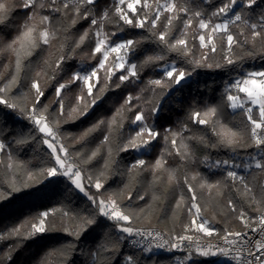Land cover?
I'll use <instances>...</instances> for the list:
<instances>
[{"label": "snow or ice", "instance_id": "1", "mask_svg": "<svg viewBox=\"0 0 264 264\" xmlns=\"http://www.w3.org/2000/svg\"><path fill=\"white\" fill-rule=\"evenodd\" d=\"M95 4L96 0H19V7L31 9V11L27 21L21 25L20 31L10 41L7 43L0 41V54L7 52L15 58L11 75L0 83V108L19 113L32 125L34 134L28 136L21 134L18 139L12 141L13 143L28 144L35 139V134H40V143L47 149L49 165L40 169L38 173L27 170L24 162L13 158L9 145L4 139H0V165H4L11 173L9 191H0V200L8 199L11 194L31 187L33 177L36 175L44 179L65 178L71 190L83 194L95 207V215L70 214L69 211L61 208L59 210L61 215L71 218L75 223L74 228L64 227L62 231L79 240L90 228L99 226L98 216L112 222L111 226L122 234L111 246L107 242L99 244L93 253L94 260L102 252L113 251L121 240L128 237H147L150 238L148 244L143 246V250L147 252H151L153 247L164 249L167 245L169 251H185L188 261H191L195 254L202 257L218 254L230 256L231 254V259L236 264H264V206H262L264 181L259 184L258 198L249 180L240 171L243 169L251 174V171L256 169L264 173V70L245 71L236 76L232 83L225 87L220 105H207L202 110L193 109L189 113L188 119L192 124L207 126V130L215 137L212 141L203 135L185 136V132H190L187 124H183L179 131L165 129V132L161 134L149 126L143 108L136 112L131 120V123L138 125V128L133 135L119 144L117 152H128L130 149L139 152L142 148L146 149L157 137L165 141L166 147L155 163L147 167L144 159H138L130 164L129 173L139 174L150 170L153 185L160 183L163 174L167 173L168 185L182 183L188 193L187 202L185 196L180 195L174 207L176 209L183 207L190 221L184 225L181 234H174L169 239L165 238L168 236L167 233L135 226L136 221L142 218L147 219L144 213L151 207L150 204L146 202L143 207L133 210L122 203L120 193H108L105 189L106 172L112 156L110 136L117 126L123 127V112L133 111L140 106L139 103L132 104L133 100L140 101V95H128L124 104L117 109L109 121L100 120L86 129L80 137L75 138L77 142L82 141L106 124L107 134L104 135L100 144L86 155L82 150L72 151L71 146L64 142V137L60 133L61 122H67L73 117L78 119L86 116L106 90L111 87L120 88L125 82L133 79L138 80L140 69L164 61L168 52L176 53L184 59L185 63L191 65V68L178 67L175 62L165 63L160 66L161 78L149 80L147 88L141 89V92H155L159 88L166 93L177 85L185 87L191 83L189 78L197 68H223L236 65L246 56H254L257 40L264 43V12L255 19L251 14H254L256 7L264 6V0H223V3L210 13L190 9L187 6V0H115V4L110 9H104L99 17L94 11ZM15 8L16 0H12L11 3L9 0H0V27L8 26L12 19L11 13ZM45 12L48 14H44ZM246 12L249 15H246ZM53 14L59 15L53 16ZM90 16L89 28L74 42L70 52H74L76 48L83 45L89 39V32H91V38L95 43L92 58L95 59L96 54H100L101 59L91 70L83 73L74 72L66 82L58 83L55 88L57 110L54 113L50 112L47 104H41L44 90L37 78H31L28 84L33 97L30 105L23 103V94L12 95V89L19 88L21 73L27 69L24 61L31 57L37 48L50 46L54 40H57L62 27L67 31L79 20L88 19ZM37 17H39L38 22ZM194 19L195 29L192 27ZM65 21H67L66 25ZM174 21H180L178 31L174 28ZM106 23L114 24L117 31H123L125 26L144 29L150 33L157 44L162 46L164 54L145 56L139 67L136 63H129L127 59L129 54H134L142 41L129 39L113 42L111 36H115L116 32H105ZM218 52L222 56L223 63L210 60V55L214 56ZM112 54L115 56L106 67ZM68 58L70 57L60 55L54 64L49 65L53 69L51 76H48L47 72L43 74L50 79H55L56 72L62 71L61 64ZM44 63L48 64L47 61ZM101 70H104L103 83L98 75ZM117 71L121 74L116 77L118 82H113L112 77ZM41 75V71H36L35 77ZM0 79L3 77L0 76ZM77 81H80L83 86L81 94L69 104L66 112L65 89L70 88L71 84ZM97 84H100L99 88H96ZM94 89H96V95H93ZM145 103L151 104V100L146 99ZM224 107L242 118V127L229 126L221 120L220 113ZM158 108V104L153 105L148 110V115L157 112ZM11 135L15 134L11 133ZM192 141H195L197 147L208 150L224 148L235 155L251 148L256 149L257 154L256 156L249 154L247 161L211 160L209 156H205L200 162L209 168L223 169V180L209 182L199 172L191 175L185 172L182 177H178L179 167H166L167 157L173 154L179 157L181 166L194 162L195 150L190 144ZM102 148L106 157L103 159L102 170L96 173L89 172L86 166L101 154ZM4 157H7L6 161ZM21 170H23L24 179L17 182ZM228 188L235 191L242 198L241 202L247 204L250 210L256 211L257 215L249 217L243 207L238 210L236 204L229 199L227 206L231 212L237 214L236 218L242 223L245 231L234 232L225 229L221 234L219 230L208 226L210 221L203 215L207 207H202L199 203L197 189L206 191L209 195L215 190L216 197H222L224 189ZM90 189H95L96 192L92 193ZM145 195L137 193L136 200L145 201ZM126 199L132 200V194L129 193ZM150 199L155 201L160 197L153 193ZM56 212V209L44 211L31 222H21L7 235L0 233V241L12 237L20 240L30 239L57 230L56 225L49 219L54 217ZM252 233L258 234L257 237L253 238ZM214 237L216 243L212 242ZM153 240L157 241L154 245ZM132 242L137 243L134 239ZM65 255V252H61V259ZM6 259H11V255L9 254ZM126 264H138V261L134 255H129L126 257Z\"/></svg>", "mask_w": 264, "mask_h": 264}, {"label": "trees", "instance_id": "2", "mask_svg": "<svg viewBox=\"0 0 264 264\" xmlns=\"http://www.w3.org/2000/svg\"><path fill=\"white\" fill-rule=\"evenodd\" d=\"M11 3L12 0H9ZM223 3V0H187V6L194 10H203L205 13H210L217 6ZM115 4V0H96L94 11L97 17L101 15L104 9H110ZM31 9H23L19 7V0H16V8L11 13V22L7 27H0V41L7 43L14 35L20 31V27L28 19V14ZM261 12H264V6L256 7L252 18L258 17ZM44 14H48L45 12ZM111 16V11L109 12ZM249 15V13H245ZM59 14H53L57 16ZM39 17L36 18L38 22ZM70 20L71 17L69 16ZM163 20V17L161 18ZM183 19V16H182ZM91 16L85 20H79L74 27H69L67 31L62 27L58 33V39L54 40L50 46L45 45L37 48L31 57H28L24 64L27 65L26 71L21 73L19 88L12 89V95H24L23 103H32V92L28 87L31 78L40 80L41 87L44 90V96L41 98V104H47L50 112L57 110L55 103V88L58 83L66 82L69 77L79 70H90L98 65L101 59L100 54H96L95 59L92 58L93 48L95 46L92 40V33L89 32V39L83 45L76 48L74 52H70L74 42L79 39V36L89 28ZM65 25L67 21L64 22ZM193 29L196 27L195 19L193 20ZM176 31L180 28V21H174ZM105 32H116L115 36H111L113 42L124 40H140L137 50L134 54H129L131 61L139 67L141 62L147 55L164 54L162 46L157 44L149 32L144 29L131 28L125 26L123 31H117L114 24H105ZM175 35V31L173 32ZM191 42V41H190ZM63 45V47H61ZM254 56L245 57L243 61L236 65L223 68H197L193 75L189 78L191 83L188 86L181 87L177 85L166 93L157 88L155 92L144 91L148 86V81L161 78V65L165 63L175 62L178 67L190 69L191 65L185 63L184 59L174 52L166 53V59L160 61L156 65L145 66L138 71V80L125 82L120 88L111 87L106 90L97 104L92 107L86 116L81 118H71L67 122H61L60 133L64 137V142L71 146L72 151L82 150L86 155L91 150H94L102 141L104 135L107 134V126L102 125L98 131H95L90 136L82 141L77 142L75 138L80 137L86 129L96 124L98 121H109L116 113L117 109L121 108L128 95H140V101L133 100L132 104L139 103V107L133 111L123 112V127H116L110 136L112 156L108 170L106 172L107 180L105 189L108 193H120V199L124 205L130 206L133 210L138 207H143L145 203L151 205L144 213L147 219H140L135 224H158L164 226L171 234H181L185 224L189 223L190 217L186 210L182 207L176 209L175 201L180 195L185 196L187 202L188 193L185 186L168 185L167 173L163 174V179L160 183L153 185L152 175L150 170L142 171L139 174L129 173V165L138 159H144L147 165L155 163V160L164 151L166 145L161 137H157L149 144L150 150L141 154H137L136 150L128 152H117L120 143L126 140L130 135H133L138 126L132 124L136 112L141 108L146 114L147 123L150 127L159 131L161 134L165 129L179 131L183 124H187L189 134L203 135L209 141L215 139L207 126L192 124L188 119L189 113L193 109H204L207 105H220L224 97V89L231 84L236 76L241 75L245 71L264 70V43L257 40L254 48ZM60 55H66L70 58L66 59L61 64L62 71H57L55 79H50L53 69L49 65L54 64ZM14 56L7 52L0 54V83L6 80L12 73V65ZM210 60L217 63H223L222 56L218 52L214 56L210 55ZM44 61H47L46 65ZM6 66V67H5ZM107 67V66H106ZM36 71H41L40 77H35ZM47 72L48 76L43 73ZM121 73L117 71L112 77L113 82H118L116 77ZM98 75L103 83L104 70H101ZM183 84V82H182ZM82 84L80 81L71 84L70 88L65 89V111L67 112L69 104L74 102L77 95L81 94ZM100 84L96 85L99 88ZM93 95H96V89L93 90ZM146 99L151 100V104L145 103ZM159 105L158 111L148 115V110L153 105ZM221 120L229 126H240L242 118L234 115L230 109L224 107L220 113ZM119 122V118H118ZM14 133L15 135H11ZM28 136L33 133L32 125L25 120L19 113H14L9 109L0 108V139H4L9 145L13 158L17 161L24 162L26 169L33 173H38L40 169L49 165L47 149L40 143V134H35V139L24 145H17L12 141L18 139L20 135ZM179 144V141H178ZM195 150V161L181 166L179 157H167V165L169 168L179 167L177 172L178 177H182L185 172L191 175L199 172L201 176L209 182L223 180V169L209 168L204 163H201L205 156H209L211 160H245L249 154L255 156L256 149H247L238 154H233L230 150L220 149H204L197 147L195 141L190 142ZM105 157L104 149H101V154L92 161L86 168L89 172L96 173L102 170L103 159ZM5 161L7 157H4ZM159 174V173H158ZM245 178L249 180L250 186L259 198V184L264 181V173L253 169L251 174L247 171ZM24 179L23 170L18 174V181ZM11 182V173L0 165V191H9ZM195 186V182H193ZM95 193V189H90ZM104 191V190H101ZM131 193L133 199L127 200V195ZM137 193H144L145 201L136 200ZM155 193L160 199L152 201L150 198ZM199 203L202 207L206 206L207 211L203 215L210 221L212 228L219 230L221 233L225 229L239 231L244 227L237 220L236 213L229 210L227 201L231 199L236 204L239 210L243 207L247 214H257L256 211L250 210L247 204L241 202L242 198L232 189H224L222 197H216L215 190L209 195L206 191L197 189ZM264 206V202H262ZM63 208L71 213L82 215H95V207L83 196L70 189L69 183L65 178L44 179L42 176H34L32 186L23 189L20 192L13 193L8 199L0 200V233H7L21 224V222H31L40 213L56 209V215L49 219L56 225L55 231L46 232L37 235L34 238L20 240L16 237L6 238L0 241V264H126V257L134 255L138 264H173V257L162 255L159 253H147L143 250L134 249L127 243V238L121 240L113 251L102 252L96 260L93 259V253L97 246L107 242L109 246L115 243L116 238L121 236L114 227L112 222L105 221L97 216L100 221L99 226H93L84 233L79 240L62 231L64 227L74 228L75 223L69 217H63L60 209ZM61 252L66 255L61 259ZM11 259H6L8 255ZM183 264H225L218 263L215 259H208L198 255H193L191 261H184Z\"/></svg>", "mask_w": 264, "mask_h": 264}, {"label": "built area", "instance_id": "3", "mask_svg": "<svg viewBox=\"0 0 264 264\" xmlns=\"http://www.w3.org/2000/svg\"><path fill=\"white\" fill-rule=\"evenodd\" d=\"M257 214L253 215V214H248L249 217H255ZM136 227H139V228H145V229H155L156 231H160L161 233H167L168 236H166L165 238L166 239H169L173 234H171L164 226L162 225H158V224H152V225H148V226H138V225H135ZM231 231H234V230H231ZM245 231V229L243 228L242 230H239V231H234V232H243ZM224 232V231H223ZM223 232L221 234H223ZM191 234V233H189ZM253 238H256L258 234L256 233H252L251 234ZM133 239L135 241H137V243H133ZM150 238H147V237H144V238H141V237H135V238H132V237H128L127 238V243L129 246L133 247L134 249H138V250H143V246L147 245L148 244V241H149ZM157 241L153 240V245L156 243ZM159 242H163V241H159ZM212 242L213 243H216V238H212ZM144 251V250H143ZM147 252V251H145ZM159 253V254H162V255H168V256H171L173 257V260L174 261H179L182 263L183 261V257L186 256V253L185 251H182V250H173V251H169L167 250V245L165 246L164 249H157L155 247H153L152 251L151 252H147V253ZM195 255H198V254H195ZM200 256V255H198ZM202 257V256H201ZM204 258H208V259H215L216 262L218 263H225V264H236V262L234 260L231 259V254L230 256H222V255H216V256H209V257H204Z\"/></svg>", "mask_w": 264, "mask_h": 264}, {"label": "rangeland", "instance_id": "4", "mask_svg": "<svg viewBox=\"0 0 264 264\" xmlns=\"http://www.w3.org/2000/svg\"><path fill=\"white\" fill-rule=\"evenodd\" d=\"M124 41H126V40H124ZM119 42H122V41H119ZM115 56V54H112V56H110L109 57V61H108V63H106V66H108V64H110L111 62H112V60H113V57ZM128 62L129 63H134V62H132L131 61V58H130V56H128ZM91 70V69H90ZM87 71H89V70H85V71H83V70H79L78 72H87ZM136 126H138V125H136ZM150 150V147L148 146L146 149L145 148H142L139 152H137V154H141V153H144V152H147V151H149ZM256 156V155H255ZM248 158L249 157H247V158H245V160L244 161H247L248 160ZM240 171H242L243 172V174H245L247 171H245V170H243V169H241ZM135 225H138V226H148V225H151V224H135ZM208 226H210V227H212L210 224L208 225ZM187 259H186V256H184L183 257V261H182V263L181 262H179V261H174L173 262V264H183V262L184 261H186Z\"/></svg>", "mask_w": 264, "mask_h": 264}]
</instances>
